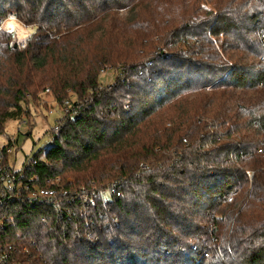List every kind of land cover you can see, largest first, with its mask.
I'll use <instances>...</instances> for the list:
<instances>
[{"label": "trees", "instance_id": "obj_1", "mask_svg": "<svg viewBox=\"0 0 264 264\" xmlns=\"http://www.w3.org/2000/svg\"><path fill=\"white\" fill-rule=\"evenodd\" d=\"M44 95L70 108L28 173L103 194L17 217L39 264H264V0H0V135Z\"/></svg>", "mask_w": 264, "mask_h": 264}, {"label": "built area", "instance_id": "obj_2", "mask_svg": "<svg viewBox=\"0 0 264 264\" xmlns=\"http://www.w3.org/2000/svg\"><path fill=\"white\" fill-rule=\"evenodd\" d=\"M22 46L24 48V45ZM69 108V102H65L63 106L65 116L63 114L60 121L56 122L47 135L49 146H52L54 140L61 135V124ZM77 116L79 117V114ZM16 145L17 139L15 138L5 143L0 142V264H39L44 257L40 254L36 243L34 241L23 243L18 237L10 234L11 230L17 228V217L24 211L43 207L54 211L61 221H66L69 215L75 216L78 212L87 213L96 207L99 195H102L103 191L92 192L86 188L71 191L63 185L61 178L42 180L39 176L28 173L29 169L43 160L41 158L28 159L23 170H17L9 161V156L13 154ZM110 191L115 192L116 190L109 189L107 193ZM51 218L52 214L49 218L44 217L43 223L47 225ZM109 227L110 225L106 228ZM92 239L94 242H99L98 236Z\"/></svg>", "mask_w": 264, "mask_h": 264}, {"label": "rangeland", "instance_id": "obj_3", "mask_svg": "<svg viewBox=\"0 0 264 264\" xmlns=\"http://www.w3.org/2000/svg\"><path fill=\"white\" fill-rule=\"evenodd\" d=\"M3 27L12 32V38L15 39L14 41L16 43L25 41L35 32L33 27L25 28L13 16L3 23ZM117 75L116 70L102 74V86L105 87L114 84ZM72 98L76 99L74 96ZM29 109L31 114L30 120L25 119L20 122H9L6 128V135L0 138L1 143H5L11 138L17 139V145L14 148L13 154L9 156V161L19 171L23 170L24 164L28 159L37 156L39 153L40 158L44 159L45 152L50 147L47 135L54 128L56 122L60 121L63 114L65 116L63 107L58 106V103L47 95L42 96L38 101L32 102ZM28 121L35 123L31 135H27L30 130ZM24 131L26 132L24 133Z\"/></svg>", "mask_w": 264, "mask_h": 264}, {"label": "water", "instance_id": "obj_4", "mask_svg": "<svg viewBox=\"0 0 264 264\" xmlns=\"http://www.w3.org/2000/svg\"><path fill=\"white\" fill-rule=\"evenodd\" d=\"M29 135V134H28Z\"/></svg>", "mask_w": 264, "mask_h": 264}]
</instances>
